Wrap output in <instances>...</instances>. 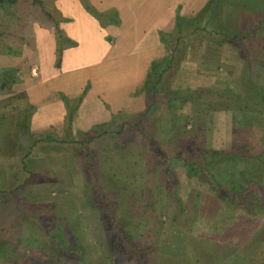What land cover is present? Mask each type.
Listing matches in <instances>:
<instances>
[{
    "label": "rangeland",
    "instance_id": "1",
    "mask_svg": "<svg viewBox=\"0 0 264 264\" xmlns=\"http://www.w3.org/2000/svg\"><path fill=\"white\" fill-rule=\"evenodd\" d=\"M43 1L59 18H62L59 9L73 6L72 0ZM182 1L184 3V0H176V4ZM198 1L199 5L205 3ZM251 1L254 4L250 5ZM211 2L214 6L219 0ZM209 3H205L203 12L194 20L184 23L179 19L183 21V33L178 29L173 37L175 42L169 40L172 41L169 56L175 55V59L160 80L154 76L146 85L151 101L147 102L150 104L148 116L126 118L131 124L141 120L140 129L152 131L154 135L152 143L147 144L146 133L139 132L138 128L127 126L121 130L119 122L124 119L120 117L109 128L113 131L109 135L101 134L102 126L82 130L83 133L70 129L61 138L65 143H39L31 148L33 139L22 124H17V114L24 112L27 98L20 93L0 95V242H6L12 249L8 256L0 259V264H53L52 257L47 259V254L42 252V246L47 244L67 257L69 263L62 258L60 264H75L72 257L86 258L89 264H110L106 229L113 228L112 218L122 220L120 215L129 217L125 231L134 238L145 233L147 225L154 229L162 223L158 244L162 252L185 250L182 235L190 225V242L202 241L207 249L201 264H226L212 260L214 254L221 251L227 252L225 256L238 257L239 264H253L251 258L257 261L264 257V24L262 27L255 24L256 19L264 20V0H223L216 14L219 20L215 22H209L212 11ZM226 4L228 9L232 8L228 11L235 14V19L227 22L222 15L227 10ZM91 6L92 12L84 10L91 19L77 12L74 21L64 17L60 20L61 25L67 24L70 28L76 21L86 27L80 39L90 48L85 52L81 43L74 47L80 49L76 54L80 56L78 65L81 66L90 64L89 60L99 55V48L91 47L92 41L99 42L96 36H100L92 24L104 27L105 21L111 22V18L116 21L118 16L115 10L103 12ZM33 9L25 8L20 12L23 22L28 23L24 30L16 14L9 15L0 9V19L6 26L11 25L9 34H15L11 45H20L22 52L25 44H20L21 36H26L27 42L35 40L37 22H28H32L35 15ZM180 9L178 7L177 11ZM37 10L36 14L42 15ZM39 23L51 27L44 17ZM197 26L224 30L228 36L233 30L239 36L235 40L226 35L193 33ZM105 40L110 42L109 38ZM189 41L201 44V47L200 44L190 46L199 52L192 55V51L186 50ZM213 51L222 53V58L213 63L202 60H209ZM110 58L111 55L105 57L102 68L97 66L89 71L107 73L121 67L122 62L107 64ZM205 64L209 65L208 72L212 75L206 78L201 73ZM157 66L159 71L164 67L162 63ZM126 67L130 66L123 65L116 72L118 78ZM127 70L129 72L126 68L125 73ZM65 105L71 117L77 102ZM96 135L99 136L90 139ZM74 139H90L87 148L90 150L72 143ZM213 152L217 153L214 182L206 173H188L186 161L200 158L203 162L204 157ZM22 157L30 169L29 174L20 169ZM222 158L231 160L223 162ZM169 183H175L176 194L167 193ZM13 190L15 195H11ZM27 208L34 212L32 218L22 213V209ZM177 213L184 216L178 218V222L183 221L181 229L173 223ZM74 235L79 238V244L74 241ZM149 240L140 243L150 246L151 243L146 242ZM188 246L191 248L192 244L188 242ZM260 246L263 251H258ZM190 254L194 258L195 249L191 248ZM192 264L195 263L192 261Z\"/></svg>",
    "mask_w": 264,
    "mask_h": 264
},
{
    "label": "crops",
    "instance_id": "2",
    "mask_svg": "<svg viewBox=\"0 0 264 264\" xmlns=\"http://www.w3.org/2000/svg\"><path fill=\"white\" fill-rule=\"evenodd\" d=\"M72 1L71 8L59 9L64 19L74 21L77 12L92 18L84 11L80 0ZM188 1L176 4V0H90L94 7L103 12L115 10L118 16L116 21L114 18L110 19L111 22L105 21L104 27L92 24L100 36H96L99 42L94 44L92 41L91 47H98L99 55L84 66L78 65L81 59L76 53L80 49L74 47L82 42L80 34L85 26L78 21L72 24V28L67 24H60L65 40L60 45L61 54L58 55L59 44L54 27L35 24V40L24 45L21 56L0 55V68L19 70L20 82L13 86L12 94H25L27 98V105L22 109L24 112L17 114L18 126L22 124L25 127L28 121L30 133L61 139L70 129L78 133L82 130L88 131L93 126H102V130H106L116 124L120 117H141L150 107L147 104L150 96L147 94L146 85L148 79L152 80L156 76L149 78L153 64L162 63L166 66V60L171 53L169 47L172 46V41L169 40L173 39L179 29V19L185 20L184 23L194 20L203 12L205 3L210 2L204 0L205 3L199 5L198 0ZM178 7L181 8L180 11H177ZM107 38L110 42L105 40ZM173 40L175 42V38ZM198 44L200 43L192 44L189 41L186 50L192 51L193 55L198 50L191 49L190 46L195 47ZM82 47L86 49L85 52L90 48L89 45L81 43ZM213 52L215 53L209 60H202L213 63L222 58V53ZM109 55L112 58L107 64L122 62L121 67L107 73H103V70L89 71L97 66L102 68L105 57ZM123 65L130 66L126 67L129 72L127 70L128 73H125V68L121 72L122 77L118 78L116 72ZM208 66L205 64V68L201 69L204 78L212 76L208 72ZM83 93L84 96H81ZM69 102H77L72 118L65 105ZM1 113L2 111L0 116ZM69 117L70 125L67 123Z\"/></svg>",
    "mask_w": 264,
    "mask_h": 264
},
{
    "label": "trees",
    "instance_id": "3",
    "mask_svg": "<svg viewBox=\"0 0 264 264\" xmlns=\"http://www.w3.org/2000/svg\"><path fill=\"white\" fill-rule=\"evenodd\" d=\"M82 1L81 4L83 5V7L85 9H87L88 11L92 12L93 7L91 6L90 0L87 2V0H80ZM223 0H219L218 3H215L214 6H212V2L209 3L208 7L211 8V15L209 16V22L210 21H217L219 20L217 18L218 14V10H219V6L221 5V2ZM227 1V0H226ZM230 1V0H229ZM46 3H44L43 0H0V9H4L5 12H8L9 15L13 14V16L16 14V17L20 19V28L21 30L26 29L27 26V22H23V16L22 14H20V12L22 13L25 8H34L32 10V14H35L33 16V20L32 22L28 21L30 24L37 22L39 23L41 18H46V20L48 21V23L50 24L51 27H54L55 29V34L57 37V41L58 43L61 45V43L63 41L60 40H65L64 38V34L60 28V20L63 19L59 18L58 16H55L53 13H51V10H48L45 5ZM236 4V3H235ZM254 4L253 1H251L250 5ZM227 6V4H226ZM227 10L225 9L224 12H222L223 15V20L225 22L227 21H231L234 18L233 12L228 11V6L226 7ZM36 9H38L37 11L40 12L42 15H38L36 14ZM20 14V16H19ZM220 14V11H219ZM39 17V18H38ZM226 19V20H225ZM185 21V20H184ZM188 21V20H187ZM198 21V20H196ZM221 21V20H220ZM195 22V21H194ZM179 32L182 34V26H183V21L179 20ZM42 26V23H39ZM46 26V23H43ZM255 24L259 25L262 27V25L264 24V20L262 18L260 19H256L255 20ZM48 26V25H47ZM0 27L3 28V30H0V55L4 54V55H13V56H21L22 54V48L19 45L18 47H15L13 45H11L10 40L11 38H13V36H15V34H9L10 29H11V25L8 24V26H6V22L0 19ZM15 30V29H14ZM14 32V31H13ZM193 33L195 32H200V34H204L205 32H207L209 35H218L221 37H224L225 35L228 36V34L226 33V31H219L216 29H212V30H206L204 27H200L197 26L192 30ZM192 32H190V35H192ZM232 35H229L227 38H234L235 40L238 39L239 33H237L236 31L234 32L233 30H231ZM260 30L257 31L258 35L260 34ZM34 34V33H33ZM33 38V36H32ZM184 36L179 37L178 42L179 44L181 43V39H183ZM27 37L26 36H21L19 39V42L21 45L24 44H30L32 43V41L27 42ZM176 44H178L176 42ZM173 59H175V55H171L169 57V59H167V65L164 67V69L159 71V67L156 68L155 64H153V70L151 72V75L149 76L152 77V75H156L158 80H160L162 78V76L164 75V73L170 69L169 64H171L173 62ZM20 82V78L18 76V70L13 69V68H0V93L1 94H11L12 93V89L13 86L17 83ZM26 95L24 94L23 97H25ZM21 97V96H20ZM33 110V109H32ZM149 109L143 114L141 115V117H139L140 119H145L148 115ZM124 119V118H123ZM121 130L125 129L127 126L133 127V128H138L139 132H142L144 134V138L146 139L145 141L147 142V144L152 143V141H154V135L152 134V131L149 132H144L140 129V125H141V120L136 122L135 124H131L129 122L126 121V119H124L123 122H119ZM25 132H27V134L29 135L30 138L33 139L32 142V146L31 148H34L35 146H37L39 143H48V144H52L55 142H61V143H65L66 141L63 139H56V138H46V137H38L35 136L34 134L29 132V122L26 121V125H25ZM119 131V130H118ZM117 131V132H118ZM111 132L109 129H106L103 131V133H101L103 136L109 135L111 134ZM27 135V136H28ZM118 135H121V131L118 132ZM99 135L93 136L90 139H94L96 137H98ZM23 137V136H22ZM89 139V140H90ZM89 140L86 139H74V141L72 143L77 144L78 146H81L83 149L90 150L87 149L88 145H89ZM215 155H217V153L213 152L212 155L208 156L206 155L204 158L207 160L201 162V160L195 158L196 160L194 161H186L185 163V168L188 170V173L190 175H192L191 173H206L208 176H210V179L214 182V180H216V175H217V171H215V167H214V162L216 161L215 159ZM29 156V155H27ZM22 160L20 161V169L23 172H28V174L30 173V169L26 163V160L23 159V157L21 158ZM180 159H182L180 157ZM223 162L225 160H231V159H221ZM220 160V161H221ZM199 161V162H198ZM209 161V163L207 164V162ZM219 161V162H220ZM237 161V160H236ZM222 164V163H221ZM115 177H119L118 175H115ZM121 179H114V181L117 182H121ZM126 185V183H124ZM171 186L169 188H167V193L169 195H174L176 194V185L175 183L172 185L171 183H169ZM1 190V189H0ZM1 192V191H0ZM116 195H118V197H123L122 194H118V191H113ZM16 191L13 190L11 191V195H15ZM182 207H185V204H181ZM186 208V207H185ZM187 210V209H185ZM22 213L25 215V213L27 214V216H31L30 218L33 217L34 212L31 211V209L27 208L25 210L22 209ZM121 218H123L122 220H118L119 218L117 217L115 220L114 218H112V226L113 228L111 230L106 229V241L108 243V247L109 250L111 252V255L109 256V261L110 264H192V261L195 264H201V257L204 260V253L207 250L205 248V245H203L202 241H198V242H190L191 240L188 238L189 235V231L191 230L190 225L186 226V229L183 230L184 233H186L183 236L184 239V248L182 251H165L163 250L160 251V248L158 247L159 244V239H160V231H161V226L162 223L158 224V228H154L151 229L149 225H147V229L145 230V233H142L139 237L134 238V236H130V234H128L125 231V227L128 224L126 222V220L129 219V217H126L124 215H120ZM177 217L173 218V223L175 224V226H177V228L181 229V223L183 221L178 222V218L179 217H184L182 216V213H177L176 215ZM188 224L191 222L186 221ZM123 223V224H122ZM8 228V227H7ZM11 232V229H10ZM75 236L74 241L76 243L79 244V238ZM145 239H150L149 241H146L148 244L151 243L150 246L143 244ZM143 242V243H140ZM188 242L191 245L193 249H195L196 254L194 255V258L192 257L193 255L190 254L191 248L188 246ZM207 243V242H205ZM120 245V246H119ZM210 246V245H209ZM211 248V247H210ZM18 251V250H17ZM56 249L50 245L47 244L45 246H42V252L47 254V259H52L53 260V264H60V261H65L66 263H69V261L67 260V257L63 256L60 253H56L55 252ZM82 252V250H80ZM258 251H263V247H258ZM12 252L11 247L6 243V242H0V259L5 258L6 256H8V254H10ZM211 252H214V250L211 249ZM13 253H15V251H13ZM210 253V252H209ZM223 253V254H222ZM227 254V252H219V254H214L212 260H219V262L222 263H226V264H239V260L238 257L236 259L235 255H228L225 256ZM259 254V253H258ZM254 255V254H253ZM253 255H251L253 257ZM177 256V257H176ZM172 257H176L179 258L180 261L176 262V259L173 260ZM251 258V257H250ZM188 260V263H186V261ZM257 260V259H256ZM72 261L75 264H89L86 258H82L80 257L79 259L76 257H72ZM251 262L253 264H264V257L261 258L260 260L255 261V259L251 258Z\"/></svg>",
    "mask_w": 264,
    "mask_h": 264
}]
</instances>
